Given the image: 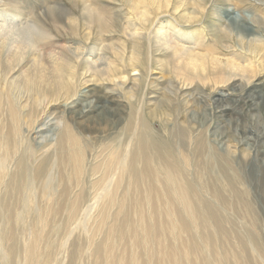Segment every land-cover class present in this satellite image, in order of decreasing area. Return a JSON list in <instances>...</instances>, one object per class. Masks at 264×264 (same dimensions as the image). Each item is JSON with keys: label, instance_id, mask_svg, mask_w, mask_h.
<instances>
[{"label": "bare ground", "instance_id": "6f19581e", "mask_svg": "<svg viewBox=\"0 0 264 264\" xmlns=\"http://www.w3.org/2000/svg\"><path fill=\"white\" fill-rule=\"evenodd\" d=\"M95 1L85 9L98 16L100 42L92 47L89 43L76 47L64 44L48 54L47 67L41 62L37 39L32 37L25 44L35 50L31 54L10 41L22 30L44 38L49 36L48 30L30 18L0 14V115L9 111L25 116L14 126V138L0 125V215H20L15 220L1 217L0 230H12L16 223L26 221L23 214L35 215L32 226L44 223L36 219L38 202L47 203L43 207L54 216L61 209L126 210L149 213L146 228L199 227L202 242L210 246L237 242L242 249L236 259L244 261L248 243L254 250L262 249L260 237L253 231L256 208L248 198L252 184L262 188L264 196V91L254 85L256 79L264 77L262 16L256 13L255 18L248 17L236 9H225L223 23L198 30L196 23L205 13L211 14L209 0H194L197 8L192 12L161 0L164 16H170L168 22L160 21L157 15L151 19L149 12H143L139 19L151 21L143 26L114 20L102 2ZM239 2L241 5L245 0ZM71 21L76 23L77 19L71 17ZM103 31L118 33L119 42L113 46L104 43L107 36ZM144 47L148 48L146 54ZM210 47L231 50L233 55L201 50ZM10 48L14 55L8 54ZM106 49H113L114 55L105 53ZM169 51L181 59L182 71L214 87L239 77L242 85L234 90L248 95L229 109L207 97L213 116L198 126L184 110L190 101L179 99L188 85L184 78H177L174 91L149 82L150 72L164 65L160 55ZM237 51L250 53L248 64L243 66L236 60ZM8 56L13 57L11 61H7ZM132 71L138 83L128 97L110 83L125 85L123 77L131 79ZM52 116L55 123L44 122ZM215 119H229V127L234 122L237 125L233 132L213 133L216 137L212 141L209 128L216 125ZM51 129L55 139L39 141L35 136ZM12 147L16 152L11 158ZM63 169L70 180L67 188L62 183ZM66 193L72 201L62 205L59 197ZM164 196L166 203L161 202ZM229 211H243L248 219L236 220ZM187 215L191 220L185 218ZM238 224H242L239 230ZM36 239L31 232L29 248ZM196 247L193 241V249ZM18 252L10 248L0 264H12ZM23 264H33L29 255Z\"/></svg>", "mask_w": 264, "mask_h": 264}, {"label": "rangeland", "instance_id": "374dc122", "mask_svg": "<svg viewBox=\"0 0 264 264\" xmlns=\"http://www.w3.org/2000/svg\"><path fill=\"white\" fill-rule=\"evenodd\" d=\"M90 1L96 2L95 0H0V14L5 17L30 18L48 30L50 34L46 38L41 35L33 36L29 30H22V32L15 34L10 41L14 42V45L18 48L31 54L35 50L33 48L27 49L25 44L32 37L37 39L42 53L41 62L47 67L48 54L52 51H59L64 44L76 47L80 44L89 43V46L92 47L100 42L98 39L99 28L97 27L98 16L90 15L89 11L85 9V5ZM100 1L102 6L110 11L109 15L114 20H121L124 23H142L143 26H149L151 21L142 22L139 19L140 14L143 12H149L151 19L157 15L160 17V21L164 22H168L170 18L168 15L164 16L165 8L161 0ZM239 1L209 0L208 7H210L211 14L205 13L204 18L196 23L198 30L203 27L205 29L215 28L217 22L223 23L224 15L222 12L225 9H236L240 14L246 13L248 17L251 14L250 17L254 16V18L258 13L264 20V0H245L241 5ZM174 6H180L181 9L192 12L195 7L197 8V2L194 0H170V7ZM71 17L77 19V22H72ZM174 22L177 23V21ZM111 27L113 28L112 25ZM103 34L107 36L104 43L108 45L113 46V43H118L120 40L118 33L108 35L103 31ZM88 38L91 39L87 42ZM147 49V47H144L145 54ZM10 50L12 49L7 50L8 54L14 55L15 52H10ZM201 50L204 53L218 51L220 53L226 52L228 56L233 55V51L219 47L201 48ZM234 52H236V49H234ZM105 53L114 55L113 49H106ZM171 54L169 51L166 55H160L164 65L162 69H154L150 72L149 82L154 85L153 87L158 88L156 85H159L162 90L174 91L176 83L179 84L177 78H184L188 85L183 87L182 96L179 99L182 103L190 101L184 106V110L198 126H203L204 120L213 116L214 109L212 110L207 97L214 98L224 106V109H229L231 104L239 100L241 96L246 97L248 95H242L243 93L238 92L239 90H234L236 86H238L236 88H239L242 85L239 77L225 85L219 84L214 87L212 83L182 71L179 66L181 59H175ZM235 55L238 56L236 60L241 61L243 66L248 64L247 58L250 53L237 51ZM12 58V56H8L7 61H11ZM134 74L135 72L132 71V78L129 80L127 77H123V80L126 81L125 85L120 82L110 83V85L116 84L117 88L128 96L132 92L131 89L138 83L136 81L137 75ZM254 82L255 86L264 91V77L256 79ZM260 82L263 83L258 84ZM192 97L197 101L193 102ZM58 106L60 107V105ZM227 112H230V110H227ZM24 117V114H12L9 111H3L0 115V125H3L2 131L14 138V126L16 127L21 123ZM52 118L53 116L47 117L44 122L49 125L55 123L56 120H52ZM227 118L230 119V116ZM229 119L225 122L215 119L216 125L209 128L212 141L216 137L213 133L217 131L225 129L231 132L234 131L237 124L234 122L229 127ZM52 129L42 133V136L41 134L35 136L39 138V141L55 139L56 136ZM9 150V156L12 158L16 149L12 147ZM65 168L69 170L70 166ZM66 170L63 169V173H61L63 176L62 183L67 188L70 185V180L65 174ZM261 190L262 188H257L252 184L248 198L253 200L251 202L256 208L257 225L254 226L253 231L260 237L262 249L254 250L253 244L248 243L246 254L244 252V261H237L236 259L242 249V247L240 249L237 242H217L215 246H210L208 242H202V228L199 227L187 230L172 225L160 226L156 229L146 228L144 222L148 225L150 221L149 213L135 214L126 210L112 212L113 210L92 209L90 211L68 212L66 209H61L57 216H54L48 208L43 207L47 203L38 202L36 219L38 221L43 220L44 223H37L38 225L32 226L35 215L31 214V217L29 214H23L27 222L20 221L16 223L12 230L5 227L0 230V237H3L0 242V263H3L5 257L8 256V250L15 247L19 252L16 261L14 260L15 262L13 261L12 264H17V260L18 264H23L25 255H29L33 264H264V196ZM70 197L71 194L69 195V193L62 194L59 197V202L66 205L72 201ZM171 200L173 201L172 196ZM167 201V197H162L161 202L166 203ZM229 213L228 215L230 217L234 216L233 218L236 220L248 219L243 211H229ZM225 214L227 215V213ZM19 216L16 213L5 212L4 215H0V218L6 217L9 220H15ZM172 216L176 218L177 215L172 213ZM185 218L191 220L188 215ZM241 227L242 224L237 225L238 230ZM31 232L37 238V242H34V245L29 248L27 238H29ZM10 236H14L13 239ZM9 237L11 238L10 241ZM193 241H196V250L193 249ZM207 254L212 259L207 260ZM223 255H225V259L222 261Z\"/></svg>", "mask_w": 264, "mask_h": 264}]
</instances>
